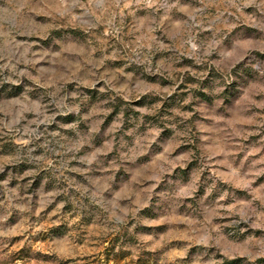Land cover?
Here are the masks:
<instances>
[{"label":"rangeland","instance_id":"374dc122","mask_svg":"<svg viewBox=\"0 0 264 264\" xmlns=\"http://www.w3.org/2000/svg\"><path fill=\"white\" fill-rule=\"evenodd\" d=\"M0 264H264V0H0Z\"/></svg>","mask_w":264,"mask_h":264}]
</instances>
